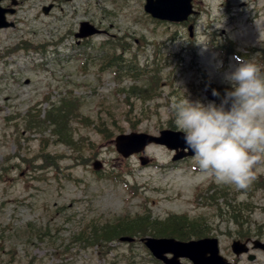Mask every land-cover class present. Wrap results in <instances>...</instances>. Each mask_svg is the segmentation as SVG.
<instances>
[{"label":"rangeland","instance_id":"obj_1","mask_svg":"<svg viewBox=\"0 0 264 264\" xmlns=\"http://www.w3.org/2000/svg\"><path fill=\"white\" fill-rule=\"evenodd\" d=\"M139 1H117L115 7L112 0H75L77 13L72 19L74 23L75 16L82 18L86 14L81 4L87 2L94 16L103 15L100 22L103 28L105 24L111 25L109 33L133 34L128 40L130 50L134 51L129 60L133 66L127 70L134 76L141 70L137 78L127 79L121 71L117 77L111 71L100 73L91 60L85 63L86 72L82 73V60L66 59L65 47L71 38L58 43L61 54L53 55L52 61L50 54L43 56L33 49L28 53L21 49L6 51L15 48L21 40L30 41L27 45L32 46L52 43L56 36L65 33L68 25L74 27L62 11L68 15L72 4H64L62 10L44 16L37 13L40 0H25L16 29L0 31V52L3 51L0 53V230L6 228L5 234L0 232V264H129L132 261V264H154L140 243L131 247L115 242L110 252L108 248L99 250L92 245L82 249L80 243L71 246L69 236L95 218L106 220L105 225L143 219L138 222L141 226L138 234L144 237L151 236L150 227L165 228L164 224L172 220L185 224L179 218L186 217V224H190L179 229L183 237L173 233L157 235L186 240L195 239L200 231V237L218 238L220 250L230 254L231 241L241 240L244 233L264 241V161L256 167V178L249 185L256 189L247 192L217 183L212 176L197 171L194 157L173 162V152L164 146H148L144 155L152 163L143 166L138 155L121 157L113 143L118 134L158 135L161 129L174 125L170 108L173 96L183 97L185 92L193 100L207 101L205 91L212 88L223 95L229 87L224 74L233 70L238 60L230 55L223 62L222 54L213 49L211 42L229 49L234 46V52L250 55L247 60L264 65L258 58L264 56V0H232L234 7L244 1L246 8L256 9L257 34H252L241 21L242 16L233 24L223 21L222 25H215L214 36L218 41H205L202 25L190 38L187 29L178 25L158 24L149 19L143 23ZM204 1L212 5L215 14L222 0ZM119 8L122 11H117ZM58 17L62 20H57ZM142 24L148 25L147 28ZM106 38L95 37L90 43ZM45 52L52 53L53 48L48 46ZM88 53L98 55L90 49ZM178 54L184 59L182 63ZM57 57L62 62L54 61ZM118 63L121 68V61ZM155 68L162 69L160 82L151 91L148 77L150 74L154 77ZM206 81L208 88L203 84ZM71 99V112L63 124L72 143L56 144L48 131L23 132L22 124L31 106L37 105L34 111L43 118L51 106L63 105ZM42 136L48 140L46 145ZM43 147V152L50 155L44 169L36 167ZM21 159L29 161V168ZM21 162L25 167L11 168L8 174L2 172L3 165ZM94 162L101 165L97 171L92 168ZM257 183L262 186L258 187ZM210 185L214 186L210 188ZM241 191L244 198H240ZM246 209L248 220L237 225L232 216L238 214L241 218L240 211ZM30 223L34 231L42 229L47 233L27 244L25 228ZM172 227L169 231L174 230ZM69 246V251L63 254ZM256 255L259 256L256 262L243 257L241 264H264V254Z\"/></svg>","mask_w":264,"mask_h":264},{"label":"clouds","instance_id":"obj_2","mask_svg":"<svg viewBox=\"0 0 264 264\" xmlns=\"http://www.w3.org/2000/svg\"><path fill=\"white\" fill-rule=\"evenodd\" d=\"M224 81L229 87L223 95L211 90L219 103L193 100L183 91V97H172L170 108L199 170L217 183L244 190L264 161V65L239 59Z\"/></svg>","mask_w":264,"mask_h":264},{"label":"water","instance_id":"obj_3","mask_svg":"<svg viewBox=\"0 0 264 264\" xmlns=\"http://www.w3.org/2000/svg\"><path fill=\"white\" fill-rule=\"evenodd\" d=\"M8 26V24L4 25L3 24V16H2V13H0V27H6ZM168 136H176L175 134H172V133H164V136L163 138L160 140V139H154V138H151V137H148V140L146 141V137L145 136H140L141 140L140 142L137 144L136 147L134 146H131L129 143L130 139L129 137H126V136H120L117 138V147H118V150L120 152H122L124 155H129L130 153L132 152H136L138 151V148L142 145V144H147L149 142H157V143H160L161 141H164V142H168ZM171 147V146H170ZM233 246H236L235 244ZM264 247V245H262ZM241 251H238V253H240Z\"/></svg>","mask_w":264,"mask_h":264},{"label":"trees","instance_id":"obj_4","mask_svg":"<svg viewBox=\"0 0 264 264\" xmlns=\"http://www.w3.org/2000/svg\"><path fill=\"white\" fill-rule=\"evenodd\" d=\"M232 213H236V211L235 210H232L231 211ZM242 213V217L240 218V216L238 215V214H234L233 216H232V218H233V220L238 224V225H240V224H244V221H247V220H245L246 218H245V214H246V210L245 211H243V212H241ZM186 226V225H185ZM188 226V225H187ZM170 228L172 227V225L171 226H169ZM174 230L172 231L171 229H170V231H169V228H156V229H153V231L154 232H157L158 234H165V233H173V234H175V235H177V236H179V237H183L184 235L181 233V232H179V229L177 228V226L176 225H173V227H172ZM133 233V231H132V229H130L129 227L127 228L126 227V229L125 228H121V229H119V230H116V237L115 238H117L118 236H120V235H124V234H132ZM198 234H200L199 232H198ZM197 233L195 234V235H198Z\"/></svg>","mask_w":264,"mask_h":264},{"label":"bare ground","instance_id":"obj_5","mask_svg":"<svg viewBox=\"0 0 264 264\" xmlns=\"http://www.w3.org/2000/svg\"><path fill=\"white\" fill-rule=\"evenodd\" d=\"M249 189H250V190H254V189H256V188H255V187H250V186H249L248 189H245V191L249 192ZM247 213H248V211L246 210V214H245V218H246V219H245V220H248V217H247L248 214H247ZM234 222H235V221H234ZM245 222H246V221H244V223H245ZM235 223H236V222H235ZM236 224H237V223H236ZM237 225H238V224H237ZM240 225H242V224H240Z\"/></svg>","mask_w":264,"mask_h":264},{"label":"flooded vegetation","instance_id":"obj_6","mask_svg":"<svg viewBox=\"0 0 264 264\" xmlns=\"http://www.w3.org/2000/svg\"><path fill=\"white\" fill-rule=\"evenodd\" d=\"M8 2H9V0H2V4H3V5H7ZM21 2H22V1H20V3H21Z\"/></svg>","mask_w":264,"mask_h":264}]
</instances>
